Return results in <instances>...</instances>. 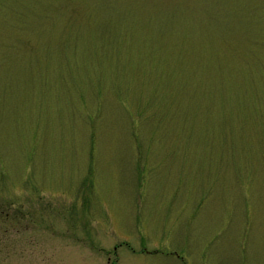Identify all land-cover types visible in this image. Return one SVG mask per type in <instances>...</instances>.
Wrapping results in <instances>:
<instances>
[{"label": "rangeland", "instance_id": "374dc122", "mask_svg": "<svg viewBox=\"0 0 264 264\" xmlns=\"http://www.w3.org/2000/svg\"><path fill=\"white\" fill-rule=\"evenodd\" d=\"M0 264H264V0H0Z\"/></svg>", "mask_w": 264, "mask_h": 264}, {"label": "flooded vegetation", "instance_id": "af4514ba", "mask_svg": "<svg viewBox=\"0 0 264 264\" xmlns=\"http://www.w3.org/2000/svg\"><path fill=\"white\" fill-rule=\"evenodd\" d=\"M29 209H31V207L29 208ZM20 215H22L21 213H15L14 215H13V217H12V219L11 218H7V220L6 221H8L9 220V223H8V226L10 225V223L11 222H15V221H19V220H27L26 218L25 219H22V218H24V216H20ZM19 216V217H18ZM30 219V218H29ZM13 220V221H12Z\"/></svg>", "mask_w": 264, "mask_h": 264}]
</instances>
